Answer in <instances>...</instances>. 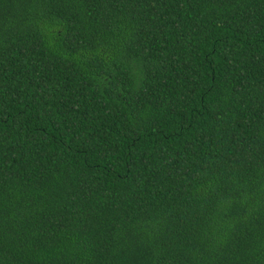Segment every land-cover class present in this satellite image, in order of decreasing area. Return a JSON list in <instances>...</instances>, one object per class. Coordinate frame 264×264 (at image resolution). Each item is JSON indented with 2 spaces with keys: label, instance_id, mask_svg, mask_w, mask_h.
<instances>
[{
  "label": "trees",
  "instance_id": "obj_1",
  "mask_svg": "<svg viewBox=\"0 0 264 264\" xmlns=\"http://www.w3.org/2000/svg\"><path fill=\"white\" fill-rule=\"evenodd\" d=\"M0 264H264V0H0Z\"/></svg>",
  "mask_w": 264,
  "mask_h": 264
}]
</instances>
